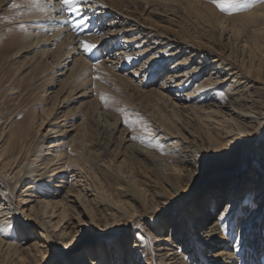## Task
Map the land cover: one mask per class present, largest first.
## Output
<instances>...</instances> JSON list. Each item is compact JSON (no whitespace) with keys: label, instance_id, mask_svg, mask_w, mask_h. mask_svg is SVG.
Segmentation results:
<instances>
[{"label":"rangeland","instance_id":"1","mask_svg":"<svg viewBox=\"0 0 264 264\" xmlns=\"http://www.w3.org/2000/svg\"><path fill=\"white\" fill-rule=\"evenodd\" d=\"M47 1L0 0V152L8 153L15 150L21 154L23 163L32 159L35 154L46 151L51 138H46L42 143L41 136L48 129L52 132L60 130L61 144L57 150L65 158L71 157L84 165L83 175H86L87 185L96 189L100 195L98 198L94 197L95 199L90 196V211L102 218L104 226L107 225L109 230L118 232L115 239L125 241L126 243H123L125 249L132 250L136 243L141 246L142 252L138 258L143 260V263L150 256L148 252L156 245L157 238L169 236L172 213L168 205L163 203L165 200L161 196L166 193V190L158 174L153 171V165L144 163L142 157L127 146L128 144L124 142L125 131L131 133V139L136 144L169 159L167 154L173 151V148L169 146L170 143L186 139L188 134L185 127H188L190 130L193 129L200 139L202 138L198 144H192L190 150L195 152L199 147L205 148L204 152L211 158L209 162L211 161L215 170L221 171L226 175L225 178H231L223 187L225 191L230 189V183L241 176L245 181L243 185L249 183L248 186L246 185L248 188L250 185L256 187L252 183L259 180L264 184V161H261L264 159V134L261 137L260 133L262 131L254 136L250 145L243 144L239 152L238 146L234 147L231 154L239 153L240 156L235 159L236 162H231L229 159L232 155L226 154L222 145L218 144L225 140L220 133L221 130L208 131L207 125L200 119L202 114L199 111L175 109L173 102L182 104L183 96L191 89L179 93L183 94L181 96L172 94L173 100L152 92V88L161 83L172 60L165 61L160 68L161 71L155 76L149 75L146 71L138 72L139 66L147 59L140 56L143 48L137 43L133 47L134 50H130L131 53L127 55L132 57V62L129 63L126 56L127 65L124 63L125 60L121 63L124 64L125 69L117 72L111 70L100 72L96 64L107 58L108 50L104 53L105 49L102 50L99 46L92 53L81 51V55L86 57L88 64H92L87 70L84 69L79 73L71 70L65 75L56 77L55 61L60 58L58 54L62 53L64 47L58 43L54 44V40L47 39L45 36V34L51 35L52 30L47 29L46 23L57 12H62L65 16L64 24L70 28V32L77 39L100 34L110 21L115 20V17H118L117 21H120L122 15H131L133 18H139L140 21L146 18L156 20L161 25L164 24L165 29H171L179 38L200 41L211 51H222L224 54L232 51L237 67L249 75L246 80L252 82L256 80L252 83L250 92L257 96L258 107L262 110L264 84L260 82L264 83V0H230L232 7L225 11L218 7V3L226 2V0H89V3L83 7L90 18L88 29L90 34H79L72 28L65 6L60 3L61 0L57 1L62 11L47 13L48 11H45ZM105 9H109L110 13L105 12ZM34 17L40 19L33 21ZM99 27L101 29L103 27V30L101 31ZM227 29L237 32L236 43L234 38L232 43L226 40ZM115 40L116 38L111 39L109 46ZM135 51L138 52L137 56L134 55ZM184 56L186 54L181 58ZM76 57L79 58L78 55ZM97 76L100 79H96ZM80 93L84 95L80 97ZM216 93L220 97L222 94L225 96L224 87ZM101 96L107 98V103L101 100ZM186 114L193 119L187 118ZM53 135L56 133H52L51 136ZM166 135L170 138L165 139ZM142 140L162 144L163 152L148 147L146 143H141ZM240 159H244L242 163L244 166L237 164L240 167L235 168ZM0 163L8 170L12 160L3 157ZM250 169L257 171L255 173L257 179H248ZM48 178L47 175L43 176L37 186L48 188L46 186ZM211 180L207 177L201 178L191 189L202 198ZM261 187L264 188V185ZM243 189H245L244 186ZM2 190L9 195L10 190ZM19 195L20 189L17 187L15 203H18ZM263 198L264 196L257 197L256 204L251 209H256ZM217 199L220 205L213 209L209 221L217 216L226 202L219 196ZM244 204L247 203H243L242 208ZM67 211L63 218L57 221H68L75 216L74 211ZM29 215V212H25L21 215L22 218L15 219L13 223L10 221L0 225V231H7L8 226L13 224L12 229L8 230L11 236L6 237L0 233V239L15 243L17 246L35 245V242H39L41 239L37 224L41 219L29 220ZM240 218L239 215L233 240L240 232ZM258 223L260 226L264 224V210ZM52 228L54 227L51 226ZM92 228L86 226L80 234L77 233L79 239L75 244L85 243L94 256L97 247L92 239ZM81 240L83 243H79ZM247 241H249V248H247L249 258L246 262L239 263L253 264L252 258H254L258 264H264V243L261 246L257 245V248L254 247L255 233L249 235ZM105 244H107L105 252L110 253L114 243L104 242L102 246L104 247ZM44 248L49 249L44 262L63 263L60 253L63 248L54 244ZM10 254H6L1 248L0 264H10L13 260L9 257ZM187 254L188 252L182 254L186 256L182 260L187 259L194 264L198 256L187 257ZM199 257L202 260V257ZM39 259L40 257L35 263L24 260L23 264L44 263ZM168 262L169 260H165V264ZM203 264L212 263L204 262Z\"/></svg>","mask_w":264,"mask_h":264},{"label":"bare ground","instance_id":"2","mask_svg":"<svg viewBox=\"0 0 264 264\" xmlns=\"http://www.w3.org/2000/svg\"><path fill=\"white\" fill-rule=\"evenodd\" d=\"M47 2L45 9L46 12L48 11L47 13L62 11L59 6L62 2L59 3L57 0H48ZM94 12L96 13V11ZM105 12L110 13L109 9H105ZM115 18L106 25L104 30L103 27L102 29L99 27L101 31L103 30L101 33L99 32L100 34L77 39L70 32V28L64 24L66 18L62 12L55 13L46 23L48 24L46 25L47 29L52 30V33L51 35L45 34V36L47 39L54 40V44L58 43L64 47L62 53L58 54L60 58L55 61L56 77L65 75L71 70L76 73L83 72L84 69L87 70L92 65L88 64L83 54V56L81 55L82 49L79 46L81 40H88L99 45L102 50L105 49L104 53L108 50L107 58L96 64L100 72L103 70L117 72L125 69L124 64H121L122 61L129 55L130 50H134V45L139 43L143 48L140 51V56L146 57L147 60L139 66L138 72L146 71L149 75L155 76L161 71L160 68L165 61H173L168 66L161 83L152 88V92L173 100L172 94L178 95L191 89L183 96L182 104L173 102L175 109L199 111L202 114L200 119L205 122L208 131L211 129L221 130L220 133L225 137V140L218 144L222 145L226 154L232 155V149L236 146H238L239 152L243 148V144L250 145L259 131H262L260 132L262 137L264 134V108L261 110L258 107L257 96L250 92L252 83L256 80L253 82L246 80L249 75L237 67V61L232 51L227 54L222 51H211L206 44H202L200 41L179 38L173 34L171 29H165V25H161L156 20L146 18L147 20L140 21L139 18H133L131 15H122L120 21H117L118 17ZM39 19V17H34L32 20ZM225 36L228 43H232L233 38L234 43L238 40L237 32L231 29L225 31ZM115 38V42L110 43L109 46V41ZM137 54L138 52L135 51L134 55L137 56ZM184 54L186 56L181 58ZM77 55L79 58L76 57ZM147 56L149 57L147 58ZM63 60H65L64 63ZM127 60H125V64ZM128 66L130 65L128 64ZM260 84L264 83L260 82ZM222 87H224L225 96L222 94L220 97L216 92ZM83 95L80 93V97ZM181 95L183 94H179V96ZM186 117L193 119L187 114ZM258 125L259 129H257ZM185 129L188 134L186 139L176 140L169 145L173 148L172 153L167 154L170 160L133 142L132 135L128 131H125L126 134H124V142L128 144L127 146L138 153L144 163L153 165V171L158 174L166 190V193L161 196L165 200L163 203L168 205V209L172 213L169 236L157 238L156 245L148 252L150 256L147 255L145 263L138 258L142 252L141 246L136 243L132 250L125 249L123 243L126 242L115 239L118 232L109 230L107 225L104 226L102 218L95 216L93 211H90V196L98 198L100 195L96 189L87 185L86 175H83L84 165L71 157L67 159L62 153H59L57 149L61 144L59 138L61 131L54 130L52 132L51 129L41 136L42 143L46 138H51L46 151L35 154L30 160L22 163L21 154L15 150L8 153L0 152V160L3 157L12 160L8 170L3 168L0 163V225L10 223V221L13 223L15 219L22 218L21 215L25 212L30 213L29 220L41 219L37 224L41 240L35 242V245L17 246L15 243L4 242L0 239V249L2 248L6 254L11 253L9 257L13 259L11 262L13 264H23L24 260L35 263L39 257V260L44 262L48 256L47 250L49 251L44 247L50 246V244L63 248L60 252L62 264H165V260H169L168 264H191L187 259L182 260L183 257H186L182 255L185 252H188L187 257L198 256L194 264H203L204 262L240 264V261L246 262L249 258L247 237L255 233L254 247L256 248L257 245L261 246L264 243V224L260 226L258 223L264 210V198L259 201V206L256 209H251L256 204L255 199L264 196V188L261 187L264 184L259 180L258 183H252L256 187L250 185L248 188L249 183L243 185L245 181L241 176L230 183V189L225 191L223 187L226 181L231 178H225L226 175L215 170L211 161L209 162L211 158L204 152L205 148L200 149L199 147L195 152L190 150L192 144H198L202 138L200 139L193 129V131L188 127ZM52 133H56V135L51 136ZM169 138L170 136H165V139ZM239 156V153L232 155L229 161L233 162ZM243 161L244 159H240L234 167H240L239 165ZM261 161L263 162L264 159ZM237 164L239 165L237 166ZM242 165L244 166V164ZM249 171L248 179H257L255 178L257 171L255 169ZM45 175L49 177L46 181V186L49 188H46L47 190L37 186V183ZM204 177L212 180L206 193L200 198L201 196L198 197L191 188L196 181ZM17 187L20 189V195L18 203H15ZM185 187L187 189L184 190ZM260 187L261 189H259ZM2 189L10 190L9 195H6ZM218 196L226 202L217 216L209 221L213 209L220 205ZM192 200L193 202H191ZM243 203L247 204H244L242 208ZM119 207L122 208V206ZM67 210L74 211L75 216L66 220L67 222L57 221L59 218H63L62 216L66 214ZM239 215L241 217L240 232L233 240L234 228ZM51 226L54 228L51 229ZM86 226L93 227L92 239L97 247L94 256L93 253H90L88 246L82 242L83 240L79 242L83 243L82 245L75 244L79 239L78 234ZM12 227L13 224L8 226V230H11ZM8 230L0 231L1 235L11 236V232ZM23 232H21L22 235H24ZM183 232L185 233L183 234ZM104 242L114 243V248L110 253L105 252L107 244L103 247ZM14 246L17 248L13 249ZM254 247H252L253 250H255ZM199 256L202 257V260L199 259ZM252 261L253 264H258L256 259L252 258Z\"/></svg>","mask_w":264,"mask_h":264},{"label":"snow or ice","instance_id":"3","mask_svg":"<svg viewBox=\"0 0 264 264\" xmlns=\"http://www.w3.org/2000/svg\"><path fill=\"white\" fill-rule=\"evenodd\" d=\"M61 2L65 6V10L70 18V24L72 28H74L79 34H90V32L88 31L90 26V18L87 15L85 8L83 7V5L89 3V0H61ZM218 7L222 11H225L229 10L232 7V4L230 0H226V2L218 3ZM79 46L84 53H92L99 47V45L89 42L88 40H81L79 42ZM127 59L131 61L132 57H128ZM96 79H100V77L97 76ZM101 100L107 103L106 97L101 96ZM125 123H128V121H125ZM133 139H135V137H133ZM141 143H146L148 147L159 149L161 152H163L164 146L158 142L152 143L142 140Z\"/></svg>","mask_w":264,"mask_h":264}]
</instances>
